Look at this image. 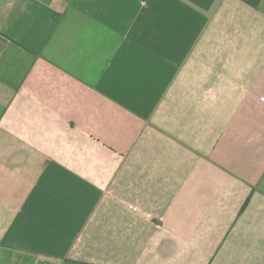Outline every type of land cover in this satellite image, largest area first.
I'll return each instance as SVG.
<instances>
[{
    "label": "crops",
    "instance_id": "obj_1",
    "mask_svg": "<svg viewBox=\"0 0 264 264\" xmlns=\"http://www.w3.org/2000/svg\"><path fill=\"white\" fill-rule=\"evenodd\" d=\"M0 264H264V0H0Z\"/></svg>",
    "mask_w": 264,
    "mask_h": 264
}]
</instances>
